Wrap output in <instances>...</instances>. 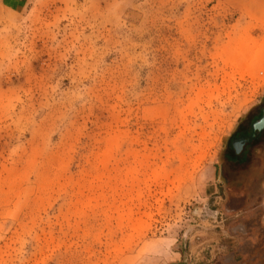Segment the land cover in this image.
Segmentation results:
<instances>
[{"label":"rangeland","instance_id":"374dc122","mask_svg":"<svg viewBox=\"0 0 264 264\" xmlns=\"http://www.w3.org/2000/svg\"><path fill=\"white\" fill-rule=\"evenodd\" d=\"M263 109L264 0L0 8V264H264Z\"/></svg>","mask_w":264,"mask_h":264},{"label":"flooded vegetation","instance_id":"af4514ba","mask_svg":"<svg viewBox=\"0 0 264 264\" xmlns=\"http://www.w3.org/2000/svg\"><path fill=\"white\" fill-rule=\"evenodd\" d=\"M261 115L262 111L253 117L248 126L239 127L219 167L222 177L231 185L229 189L235 196L231 197L230 193L227 198L249 201L248 187L264 184V128L257 132L253 129V123Z\"/></svg>","mask_w":264,"mask_h":264},{"label":"crops","instance_id":"0c3cea01","mask_svg":"<svg viewBox=\"0 0 264 264\" xmlns=\"http://www.w3.org/2000/svg\"><path fill=\"white\" fill-rule=\"evenodd\" d=\"M25 0H0L1 9H19Z\"/></svg>","mask_w":264,"mask_h":264},{"label":"water","instance_id":"95a60500","mask_svg":"<svg viewBox=\"0 0 264 264\" xmlns=\"http://www.w3.org/2000/svg\"><path fill=\"white\" fill-rule=\"evenodd\" d=\"M264 128V109L262 110L261 117L253 123V129L255 132Z\"/></svg>","mask_w":264,"mask_h":264}]
</instances>
